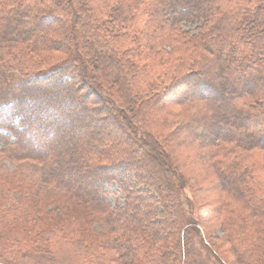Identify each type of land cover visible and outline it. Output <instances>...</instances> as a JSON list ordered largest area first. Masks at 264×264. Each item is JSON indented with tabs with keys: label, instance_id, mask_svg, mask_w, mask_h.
Returning <instances> with one entry per match:
<instances>
[{
	"label": "trees",
	"instance_id": "trees-1",
	"mask_svg": "<svg viewBox=\"0 0 264 264\" xmlns=\"http://www.w3.org/2000/svg\"><path fill=\"white\" fill-rule=\"evenodd\" d=\"M0 138V264H264V0H0Z\"/></svg>",
	"mask_w": 264,
	"mask_h": 264
},
{
	"label": "rangeland",
	"instance_id": "rangeland-1",
	"mask_svg": "<svg viewBox=\"0 0 264 264\" xmlns=\"http://www.w3.org/2000/svg\"><path fill=\"white\" fill-rule=\"evenodd\" d=\"M186 28L192 29L193 25H187ZM50 61L51 60H49V62ZM46 63H48V61L44 62V64ZM2 146H4V140L0 138V147ZM195 157L196 155L192 150H188V149L179 150L178 149L175 151L174 161L176 162V164L178 165V167L181 169L183 173H185L190 179L195 180V181H191V184L195 185L194 188L196 190H200L196 196V202L198 203V205L200 207H206V208L215 207L217 204L220 203L219 196L216 192L206 187L210 184L212 177L209 174L207 168L204 167L201 162L195 161ZM15 166H16L15 163H12L8 159H0V175H6V174L12 173ZM204 187H206L207 189ZM207 218H205L206 222L209 221V220L207 221ZM210 234L213 237V239H211L212 242L216 244H220V241L216 239L221 236V231L218 229V226L213 228ZM220 252L224 256V258L229 262V264H233L228 254L223 252L222 249ZM67 254L69 256V253ZM69 257L72 258L71 256ZM201 259L206 260V257L204 256ZM60 264H66V262L60 261Z\"/></svg>",
	"mask_w": 264,
	"mask_h": 264
}]
</instances>
